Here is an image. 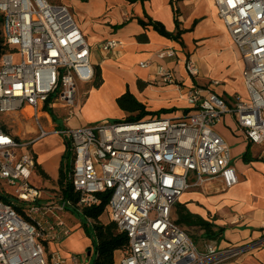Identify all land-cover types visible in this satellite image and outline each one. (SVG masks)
I'll return each instance as SVG.
<instances>
[{
	"label": "built area",
	"instance_id": "2783aa9c",
	"mask_svg": "<svg viewBox=\"0 0 264 264\" xmlns=\"http://www.w3.org/2000/svg\"><path fill=\"white\" fill-rule=\"evenodd\" d=\"M214 4L242 57L246 99L237 96L229 105L212 88L186 86L158 65L161 84L176 87L193 109L189 115L56 129L48 109L57 104L74 108L77 83L94 80L92 46L67 5L0 0V182L15 187L11 193L0 186V264H67L59 251L48 256L46 243L71 235L64 211L82 212L98 204L103 192L110 193V220L129 237L118 264H241L239 257L264 247V224L251 241L226 246L211 241L199 248L173 219L174 206L188 189L216 179L225 190L238 184L231 147L216 130L227 114L247 141L264 144V0ZM121 46L120 39L109 38L100 49L108 55ZM157 57L166 61L178 55L167 49ZM184 67L190 76L199 75L194 59ZM14 114L23 121L5 119ZM30 119L35 136L24 139L14 129ZM50 134L71 143L69 179L79 193L75 203L62 197L44 202L42 189L33 184L37 159L30 147Z\"/></svg>",
	"mask_w": 264,
	"mask_h": 264
},
{
	"label": "crops",
	"instance_id": "0c3cea01",
	"mask_svg": "<svg viewBox=\"0 0 264 264\" xmlns=\"http://www.w3.org/2000/svg\"><path fill=\"white\" fill-rule=\"evenodd\" d=\"M48 1L54 4H65L75 9L77 23L92 46L95 72L99 71L103 78L99 87L88 85L85 92L86 100L82 105L78 103L76 107L78 116L113 108L115 111L118 110L117 115H120V118H125L129 113L115 108L117 107L116 99L127 90L146 105L149 111L155 112L162 108L175 109L153 116H183V110L192 109V107L183 97H180L176 87L161 84V79L155 71L158 65L171 69L177 79L186 86L212 88L229 105L236 101L237 96L243 99L248 96L242 76L244 68L242 57L217 14L214 0ZM175 12L181 23V29L185 31L182 36L184 45L159 34L151 26L145 27L139 22V19L145 22L150 19L157 20L162 22L168 31L175 32ZM109 38L120 39L122 46L107 55L101 51L100 46ZM167 49L175 50L178 57L172 60H160L157 54ZM188 58L194 59L198 64L200 71L198 76L193 77L187 73L184 63ZM142 62L151 63V67L142 68L140 66ZM58 105L60 104H57V107ZM95 118L92 116L89 119L95 120ZM50 119L56 127V120L51 115ZM62 120L63 126L68 125L71 116L65 113ZM80 124L77 122L72 128L79 127ZM216 130L230 145L233 157L238 158L236 165L234 164L239 179L238 184L225 190L221 181L212 180L203 185L202 190L184 192L180 199L182 203L187 202L186 207L190 213L201 215L203 218L207 215L215 218V224L225 229L218 244L226 246L251 241L262 233L264 144L258 145L247 141L231 114H227L216 125ZM47 137L36 140V143ZM64 138L54 134L48 142L49 148L40 146L39 152L33 149L37 167L43 169L50 177L48 179L42 177L43 184L35 177L32 179L34 185L42 189L43 193V189L56 188L62 155L66 149ZM34 179L38 183H35ZM43 200L47 202L54 199L44 196ZM225 236L227 238H224ZM83 238L88 240L85 233L82 235ZM74 241L70 239L71 246L75 245ZM76 248L82 251L85 246L82 244ZM250 255L254 256L246 257L249 259L248 264H264V247ZM115 258H117L116 255ZM67 264L75 263L67 262Z\"/></svg>",
	"mask_w": 264,
	"mask_h": 264
},
{
	"label": "trees",
	"instance_id": "16d2710c",
	"mask_svg": "<svg viewBox=\"0 0 264 264\" xmlns=\"http://www.w3.org/2000/svg\"><path fill=\"white\" fill-rule=\"evenodd\" d=\"M130 1H135V0H130ZM139 22L145 27L151 26L159 34L169 39L178 41L179 43L184 45L182 36L185 33V31L181 29L180 26L181 23L178 19L176 12H175V24H176L175 32L168 31L165 25L157 20L150 19L148 22H145L139 19ZM93 82L95 83L94 85L96 87H99L102 84L103 79L99 71L98 73L95 72V77ZM117 103L121 109L129 113V115L123 119L127 122H138L140 120H143L149 115L151 116L160 115L162 113L175 110V109L162 108L155 112L149 111L146 105L141 103L129 90H127L124 94H122L117 98ZM48 110L52 118L56 120V116L54 114L53 108H49ZM192 112L193 109H184L183 116H187ZM65 146L66 149L62 155L57 183L61 190V197L63 199L72 200L75 203L79 200V193L74 190L69 179V174L71 172L72 148H71V143L67 138L65 139ZM37 170L44 178L47 179L50 178L40 167L39 168L37 167ZM109 198H110V193L103 192L99 194L100 201L98 204L90 207H85L82 210V212H79L76 209H71L73 214L80 220L86 234L94 239V244L96 246V253H97V259L95 261V264H115L116 252L124 250L129 246L128 234L126 232L119 231L114 222L110 221L108 223H100V224L95 223L100 221L101 217L105 214L106 207L109 202ZM175 207L176 205L174 206V208ZM176 214L178 215V219L177 221H175L177 224L181 225V224H186V222H189V225H191V223H193V220H191V218L189 217H194L195 215L190 213L183 204L181 203L177 204ZM197 224L206 230L205 232L206 237L209 239L217 238L219 235H222L225 230L223 227H220L218 231H215L214 229L215 227L213 228V225L211 223L203 219L197 221ZM47 247L48 246L46 243V251L49 256L50 252Z\"/></svg>",
	"mask_w": 264,
	"mask_h": 264
},
{
	"label": "rangeland",
	"instance_id": "374dc122",
	"mask_svg": "<svg viewBox=\"0 0 264 264\" xmlns=\"http://www.w3.org/2000/svg\"><path fill=\"white\" fill-rule=\"evenodd\" d=\"M69 9H70L74 19L77 21L78 17H77V13L75 12V9H72L70 7H69ZM90 83L91 84L86 83V82H78L77 83L76 106L74 108L70 109L71 108L70 107L69 109H67L65 107H61V105H58V107L53 109L54 114L58 118V119L56 118V124H57L55 127L56 129L65 128L64 126L72 128L74 125H76L77 122L79 124L81 123L80 126H90V125L99 124L104 120H108V121L113 122V121H120V120L124 119V118H120L119 117L120 115H117V114H119V113H117L118 110L115 111L113 108L109 109L108 111H106V109H105V110H98L94 113L88 112L87 115L84 114L83 116H78L76 114V107L78 106V103H79V105H82L84 100H86V98H87V93H85V92L87 91L88 85L96 87L94 85L95 83H93V81ZM55 97H56V94H53L52 98H51L52 102L55 101ZM116 104H117V107L115 109H119V110L124 111L118 105L117 99H116ZM26 112L29 116H31V112L29 110H26ZM65 113L68 116H71V120H70V123L68 125L63 126L62 117L65 115ZM92 116L96 117L95 120L89 119ZM114 116H118V117H114ZM10 117H12L16 120L20 119L21 121H23L20 114H14L12 116H7V117H5V119H8ZM41 123H42L43 127H45L46 129H50V123L46 120V118H42ZM35 130H36L35 122H34V120L30 119V120L22 123V125H16L14 132L18 133L24 139H30V138H33L35 136ZM53 135L52 134L48 135V137L46 139L41 140V142H39V143H36L37 141H34L32 146L30 147V149H32V151L34 149L35 152L36 151L39 152L40 146H44V148H46V147L49 148L48 142L50 141V139ZM65 139H66V137L64 138V140ZM237 160H238L237 157H233V164L236 165ZM33 177H35L36 180H40L39 182L42 183L41 178L43 176H41V174L39 173L38 170H37V173ZM35 179H34V182L36 183L37 181ZM41 183H40V185H41ZM0 186L6 187V190L8 192L14 193V191H15L14 186H8L4 181L0 182ZM55 187L56 188L50 187V188L43 189L44 190V196L46 198H49V199L51 198V199H54L55 201H58L61 197V190H60V187L58 186V183L55 185ZM200 189L202 190V187L201 188H196V187L190 188L186 191V193H189V192L195 191V190L199 191ZM178 203L183 204L185 207L187 204V202L182 203L181 199H179L177 204ZM188 203H191V202H188ZM177 204H176V207L174 208V211H173L174 221H177V219H178V215L176 214ZM192 205H194V203H192ZM186 209H188V208L186 207ZM193 215H195V216L189 217V218H191V220H193V223H191V225H189V222H186V224H181L180 226H182L188 232V234L191 236L194 243L196 245H198L199 248H203L205 243L211 242V241L212 242L216 241V243L218 244L220 242V240L222 239L223 235H219L215 239L207 238L206 233H205L206 230L203 229L201 226H199L197 224V221H199L200 219L208 221L209 223H211L213 225V228L215 227L214 228L215 231H218L219 228L222 226H218L217 224H215V221H214L215 218H212L211 216L208 217V215H207L206 218H203L201 215H198V214L193 213ZM63 217H64L66 223L71 228L72 233L69 237L65 238V240L49 242L47 244V246H48L47 248H48L49 252L59 251L63 257L67 258V262H69V263H74L73 259L76 258V264H95V261L97 259V253H96V246L94 244V239L92 237H89L86 234V232L84 231V229L82 227L80 220L73 214L71 209L64 211ZM110 221L111 220H110V218L107 214V211H106L105 214L101 217L100 221L95 222V223L96 224L108 223ZM186 221H188V220H186ZM83 233H85L88 240H86L84 238L82 239ZM80 238H81V240H80ZM224 238H227V237L225 236ZM70 239L75 240L74 246L70 245ZM82 244L85 246V249L80 251V249H77L76 246H82ZM116 256H117V258L115 259L116 260L115 264H118L120 257H121L120 251L116 253ZM248 256H254V255L246 254V255L239 257L237 260L241 264H248L249 259L246 258Z\"/></svg>",
	"mask_w": 264,
	"mask_h": 264
}]
</instances>
